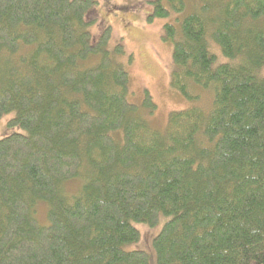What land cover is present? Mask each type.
Returning <instances> with one entry per match:
<instances>
[{
	"label": "trees",
	"instance_id": "1",
	"mask_svg": "<svg viewBox=\"0 0 264 264\" xmlns=\"http://www.w3.org/2000/svg\"><path fill=\"white\" fill-rule=\"evenodd\" d=\"M196 1L162 27L194 103L160 130L127 100L110 27L90 32L97 0H0V117L22 130L0 139V264H148L123 246L160 216L156 264H264V0Z\"/></svg>",
	"mask_w": 264,
	"mask_h": 264
},
{
	"label": "rangeland",
	"instance_id": "2",
	"mask_svg": "<svg viewBox=\"0 0 264 264\" xmlns=\"http://www.w3.org/2000/svg\"><path fill=\"white\" fill-rule=\"evenodd\" d=\"M150 1L97 0V10L95 9L97 22L90 27V32L95 38L104 28L110 27L111 38L108 48L113 49L116 44L120 43L124 50L122 54H116L115 59L128 74L127 100L138 107L139 113L145 116L150 125L164 130L171 111L185 109L194 102L187 101L169 85V74L172 69V43L162 39V27L166 22H170L175 24L179 30L180 19L196 11L192 9L196 5L198 9V3L196 0H184L186 6L183 12L173 13L167 18L149 20L152 12ZM214 50L218 52L217 63L228 61L221 55L219 49L217 51V48H214ZM261 72L264 75V67ZM145 92L150 95L155 104L152 113H149L143 106ZM202 96L204 101L201 106L209 110L210 106L205 107L209 104V94L204 93ZM14 117V112L0 117V139L13 132H22L19 127L8 126V122ZM76 183V181H71L67 185L72 187ZM45 213V205L37 204L35 215L41 222L45 220ZM166 220L167 217L160 216L158 223L151 227L144 223L133 222L132 225L139 231V238L131 244L124 245L123 249L125 251L142 250L148 255V264H156L152 240Z\"/></svg>",
	"mask_w": 264,
	"mask_h": 264
}]
</instances>
